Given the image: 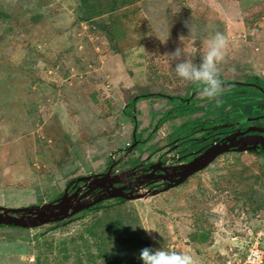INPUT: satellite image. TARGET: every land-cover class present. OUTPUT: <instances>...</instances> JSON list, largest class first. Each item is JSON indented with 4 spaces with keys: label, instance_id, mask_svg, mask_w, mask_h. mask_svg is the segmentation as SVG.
Wrapping results in <instances>:
<instances>
[{
    "label": "rangeland",
    "instance_id": "rangeland-1",
    "mask_svg": "<svg viewBox=\"0 0 264 264\" xmlns=\"http://www.w3.org/2000/svg\"><path fill=\"white\" fill-rule=\"evenodd\" d=\"M217 32L227 48L215 100L233 77L264 79V0H0V206L52 203L74 182L83 200L101 196L63 219L0 225V264H138L145 247L247 264L248 244L264 250V155L231 150L178 184L138 183L149 162L175 171L201 150L202 139H176L192 124L178 126L209 116L214 99L197 90L162 121L167 97L126 104L185 96L194 83L166 54L183 46L198 65ZM108 170L148 192L107 196L91 180Z\"/></svg>",
    "mask_w": 264,
    "mask_h": 264
},
{
    "label": "trees",
    "instance_id": "trees-1",
    "mask_svg": "<svg viewBox=\"0 0 264 264\" xmlns=\"http://www.w3.org/2000/svg\"><path fill=\"white\" fill-rule=\"evenodd\" d=\"M82 1L84 2L85 0ZM229 82V85H232L233 88L227 91V93H225L221 98L212 100L213 102H210L209 104L210 107L193 106L191 108V110H201L203 107H207L210 109L208 111V114H210L205 118L196 117L190 121L180 124L178 126V131L187 127L188 122L192 125L190 128H187L188 131L186 134L178 135V138L176 139H179L180 141L194 140L196 137L197 140L195 141L202 139L204 140V143H199V145L202 146V153H205L210 148H216L219 145L226 143L232 135L250 133L255 134L258 138L255 144H259L261 141L262 142L259 149L252 148L251 146L253 145L251 144L248 150L264 155V79L259 77H233L229 80ZM192 85L193 86L188 89L185 96L182 97L167 95L160 92H149L136 95L129 100L126 106H129L130 104L133 105V103L138 101L140 98H145L146 96L167 97L173 106L171 109L166 111L165 115L160 116V121H162L163 119L180 115L183 111L188 109L186 108L189 102L188 99L193 96L195 91L199 90V86L197 84ZM179 109L182 111H176ZM134 122H136V120H134ZM210 123H215V127L208 131V129L211 128ZM204 129H206V131L203 134L194 137L191 136L194 131ZM188 151H192V149L186 150L184 154ZM224 152L227 151L225 150ZM194 154H196V152L193 153V155ZM138 264H142V260H138Z\"/></svg>",
    "mask_w": 264,
    "mask_h": 264
},
{
    "label": "water",
    "instance_id": "water-1",
    "mask_svg": "<svg viewBox=\"0 0 264 264\" xmlns=\"http://www.w3.org/2000/svg\"><path fill=\"white\" fill-rule=\"evenodd\" d=\"M258 140L257 136L255 134L250 133H243L240 135H232L226 143H223L219 145L218 147H213L207 150L205 153L199 154L196 157H194L189 162L185 163L183 168L180 169L177 173V176H175L174 179L168 178V175L165 174L164 179H167L170 181L168 183V187L178 184L183 179L190 174L191 172L198 171L205 167L207 164H209L216 156L226 151H241V150H248L249 146L253 143H255ZM159 162H155L154 164L150 165L149 167L152 168V171L147 174V177L150 178L151 174L159 168L158 165ZM161 165V164H160ZM161 167V166H160ZM167 166H162V170H166ZM108 176H110V170L106 172L105 175H98L97 177L92 178L91 182H94V184L97 181H106L108 179ZM79 179H82V177H79ZM84 180V179H83ZM110 185L112 182H109ZM102 185V183H97L96 186ZM103 187V186H102ZM91 188V187H90ZM104 188V187H103ZM126 188H129V191H126ZM105 189V188H104ZM79 188L75 189L73 193L69 194L68 190L66 189L63 194L57 198L52 203H45L42 205H29V206H21V207H13V208H6L3 206H0V224H13L23 227H29V226H35L39 225L42 222L46 221H53V220H59L63 219L69 215H72L79 210L90 206L91 204L96 203L98 200H100L101 196L96 197L95 199L91 201H85L81 200L85 195L88 194V190L81 193L78 197V201L73 203L72 198L78 193ZM148 192H134V188L131 185H115L112 184L110 187L106 185V190H104V193L107 194L109 197H126V198H134L141 195H144ZM103 193V194H104ZM56 210V211H55ZM11 212H23L22 215H16ZM25 213L28 214V216H25ZM42 215H45L42 217Z\"/></svg>",
    "mask_w": 264,
    "mask_h": 264
},
{
    "label": "clouds",
    "instance_id": "clouds-1",
    "mask_svg": "<svg viewBox=\"0 0 264 264\" xmlns=\"http://www.w3.org/2000/svg\"><path fill=\"white\" fill-rule=\"evenodd\" d=\"M185 26L191 31L187 21ZM161 42L166 44L167 40H161ZM226 48V37L217 32L208 40L207 50L198 65L188 57L183 46L176 47L173 52L166 55L170 65L174 63L172 67L179 78L185 82L197 84L201 98L214 99L224 91L219 65L225 60ZM144 229L149 234L153 230ZM139 258L143 264H197L196 259L186 252L169 251L163 248L145 247L140 251Z\"/></svg>",
    "mask_w": 264,
    "mask_h": 264
},
{
    "label": "flooded vegetation",
    "instance_id": "flooded-vegetation-1",
    "mask_svg": "<svg viewBox=\"0 0 264 264\" xmlns=\"http://www.w3.org/2000/svg\"><path fill=\"white\" fill-rule=\"evenodd\" d=\"M199 154H202V151L201 150H199L198 152H196V154H194L193 156H192V158H194V157H196L197 155H199ZM192 158H189L187 161H186V163L187 162H189ZM155 162H159L160 164L158 165V167L159 168H157L152 174H151V177L150 178H148L147 177V174H149V172L150 171H152V168L151 167H149L150 165H152V164H154ZM168 165V167L166 168V170L164 171V170H162V166H167ZM161 166V167H160ZM183 168V166H179L178 167V169L177 170H175L174 171V169H173V167H171V166H169V164L168 163H166L163 159H155V160H153V161H151V162H149L148 164H146L145 165V167H143L141 170V177L139 178V180H138V183L141 181V180H143L144 181V184L145 183H149L148 185H150V186H155V184H157V182H159V181H161V182H165L166 184H168L170 181L168 180V178H172V179H174L175 178V176H177V173H178V171L180 170V169H182ZM165 174H167L168 175V178L167 179H164V175ZM112 182V184H115V185H122L123 183H121V182H118V181H116V178H113L111 175L110 176H108V179L106 180V181H104V182H102V181H97L95 184H94V182H92V186H95L97 183H102V185H98V186H96V188H98L99 189V191L101 190L102 192L104 191V190H106V185L107 186H111L110 185V183L109 182ZM132 181V180H131ZM83 182V181H82ZM79 183L80 182H74V183H72L69 187H67L66 189L68 190V193L69 194H71V193H73L74 192V190L75 189H77V188H79V191H78V193L72 198V201H73V203H75V202H77L78 201V197H79V195L81 194V193H83L84 192V189L86 188V186L84 187V189L83 190H80V186H79ZM84 183V182H83ZM154 184V185H153ZM105 188H103V187ZM133 186V188H135L134 186V184L132 185ZM152 187V188H153ZM65 189V190H66ZM64 190V191H65ZM126 191H129V188H126ZM95 192L96 191H94V189L91 191V193H90V195L89 196H92V197H90V198H94V197H96V195H95ZM63 194V193H62ZM61 194V195H62ZM60 195V196H61ZM59 196V197H60ZM58 197V198H59ZM119 197H122V196H119ZM85 197H83V198H81L82 200L84 199ZM56 211V210H55ZM11 213H14V214H16V215H22L23 214V212H11ZM25 216H28V214H26L25 213Z\"/></svg>",
    "mask_w": 264,
    "mask_h": 264
},
{
    "label": "built area",
    "instance_id": "built-area-1",
    "mask_svg": "<svg viewBox=\"0 0 264 264\" xmlns=\"http://www.w3.org/2000/svg\"><path fill=\"white\" fill-rule=\"evenodd\" d=\"M246 243H248L246 241ZM249 247V254L248 258L246 259L247 264H261L264 258V250L259 245L258 241H255L254 243L248 244Z\"/></svg>",
    "mask_w": 264,
    "mask_h": 264
}]
</instances>
